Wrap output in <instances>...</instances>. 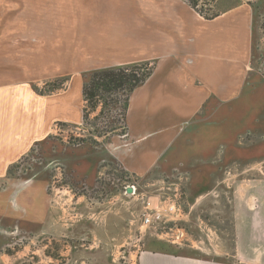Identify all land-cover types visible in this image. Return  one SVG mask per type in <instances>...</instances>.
Here are the masks:
<instances>
[{
  "label": "crops",
  "instance_id": "obj_1",
  "mask_svg": "<svg viewBox=\"0 0 264 264\" xmlns=\"http://www.w3.org/2000/svg\"><path fill=\"white\" fill-rule=\"evenodd\" d=\"M84 14L83 22L87 21L73 30L71 39L73 64L82 72L70 78L69 99L52 102L21 80L0 84V171L10 178L9 168L38 144L45 160L61 162L72 179L91 187L101 162L109 160L123 173L142 179L137 197L125 198L130 203L145 195L154 201L157 191L148 188L150 183L176 168H184L186 172L180 174L184 176L182 184L186 183L185 191L192 193L187 196L192 205L184 220L190 228L199 223V228L204 225L205 230H211L215 245L190 235L193 243L209 247L199 248L198 253L194 252V246L192 250L174 253V246L165 250L155 228L147 227L142 244L147 250L140 253L138 264H219V234L230 246L233 258L243 259L244 264H264V251L260 254L257 248L264 246V83L258 74L259 39L255 38L251 10L242 4L224 7L217 17L204 20L182 0H146L137 4L131 14L120 2L97 0L88 5ZM76 59L79 61L75 62ZM143 62L152 63L154 69L130 96L126 115L128 133L124 138L98 139L99 146L85 141L76 147L56 146L49 140L52 120L61 118L72 123L80 120L75 102L81 97L85 73ZM74 81L79 85L75 93L70 89ZM219 103L232 106L231 121L235 124L226 142L231 146V154L238 157L220 167V171L238 172L231 202L247 203L255 196L258 204L255 209L246 204L242 209L210 211L205 201L202 205L205 210L192 212L199 200L207 197V192L198 193L193 188H219ZM22 117L38 122L40 133H24L19 127ZM250 123L262 124V130L253 133V138L251 127L245 126ZM242 134L249 135L245 146H239ZM181 139H203V145L198 151L189 152L185 145L181 148ZM129 144L131 148L126 150ZM250 171H258L259 175ZM200 178L205 182L201 183ZM243 186L247 187L245 197L236 196L237 189ZM223 195L222 201H226ZM140 204L136 202L130 207L136 210L133 212L126 208L94 209L87 223H78L79 229L74 234L87 232L95 239L103 236L105 242L118 241L124 235L129 238L138 225V222L131 224L130 218L136 217L141 222L137 214L142 209ZM41 218L47 229L59 232V224L49 223L52 216L47 207ZM196 253L203 259H195ZM80 262L112 263L98 255Z\"/></svg>",
  "mask_w": 264,
  "mask_h": 264
},
{
  "label": "rangeland",
  "instance_id": "obj_2",
  "mask_svg": "<svg viewBox=\"0 0 264 264\" xmlns=\"http://www.w3.org/2000/svg\"><path fill=\"white\" fill-rule=\"evenodd\" d=\"M96 1L0 0V84H4L3 82L12 84L21 80L32 85L40 97L52 102L69 99L67 89L70 78L73 74L82 72L73 64L71 49L73 30H77L79 24L87 21L85 19L83 22V14L88 5ZM114 2L122 3L127 13L131 14L135 12L137 4L146 0H114ZM239 4L248 7L252 13L255 38L259 39L256 53L258 74L260 81L264 83V0H198L197 8L207 11L210 15L220 12L224 7ZM78 61L76 59L75 62ZM77 86L79 87L78 82L74 81L70 84V89L75 93ZM83 105L80 97L75 102V106L80 111L78 122L72 123L61 118L51 121L49 140L54 145L76 147L81 144L78 140L86 139L89 129L83 126L81 120ZM65 109L68 110L70 107ZM232 113V106L219 103V188L201 186L196 190L193 188L198 193L207 192V197L200 199L192 212L205 210L202 207L205 201H208L205 207L210 211L242 209L246 204L255 209L258 204L255 196H252L247 203L242 201L239 204L232 203L231 196L236 188L234 181L238 172L220 171L222 163L231 162L233 157H238V154H231V146L226 142L227 135L233 131L235 125L231 121ZM93 117L94 114H91L90 118ZM57 123H64L66 126L59 127ZM245 126L251 127L252 138L253 133L262 130V124L259 123L245 124ZM19 127L24 133L35 135L40 133L39 123L35 124L24 117L19 120ZM240 136L239 146H245V141H249V135ZM181 142V148L185 145V150L189 152L198 151L203 145V139ZM130 148V144L125 146L126 150ZM183 157L186 158L185 155ZM241 157L242 155H239V159ZM21 158V161L17 160V163L20 162L19 168L11 172L10 178L5 177L4 172L0 171V264H80V261L97 255L108 259L110 263L112 261L111 264H138L140 253L144 249L147 250L142 244L148 228L143 227L139 220H135L136 217L130 218L131 224L135 225L138 222V225L137 231L130 234L129 238L124 235L120 236L118 241L105 242L107 240L103 241V236H96L95 239L94 235H88L87 232L74 234L79 229L78 223H87V217L92 216L94 209L110 211L119 208L124 211L126 208L133 212L136 210L130 207L136 202L141 203L142 207L141 211H137L138 218L143 213L152 214L154 211L167 215L163 223L149 226L155 228L154 232L157 238L164 242L165 250L169 246H174L171 247L172 251L178 253L180 250H192L190 248L194 246L193 250H196L194 252L198 253L199 248L206 250V247H209L205 244L203 248L193 243L190 235L197 236L198 239H202L201 241L205 238L212 241V246L215 245V234L211 230H205L204 225H200L199 228V223L190 228L184 220L186 212L192 205L189 202L190 198L187 197L192 193L188 189L185 191L186 183L182 184L185 182L182 178L184 176L180 175L186 172L184 168H176L162 179L149 182L148 188L157 191L154 193L156 195L154 201H150V197L146 198L145 195L129 203L125 198L130 197L132 200L137 197L138 186L142 179L127 172L123 173L117 164L109 160L101 162L94 184L88 187L85 182L72 179V175L61 162L45 160L39 145H34L32 151ZM250 173L259 175L258 171H250ZM179 177L182 180H179ZM200 181L204 183L205 179L200 178ZM126 186L133 187L134 192L132 190L124 195ZM246 190L245 186L239 187L235 195L244 198ZM222 193L226 201H222ZM173 204L179 205L181 210V215L178 217L180 220L176 222H172L175 219L174 215L168 214V209ZM46 207L52 216L49 223L59 224V232H51V229H47L43 223L41 216L45 215ZM174 226L186 232V240L182 245H173L160 234ZM229 247L219 234V264H244L243 259L240 260L243 262H240L238 258H233L232 251L228 250ZM257 248L262 254L264 246ZM197 253L195 259L202 260L203 258Z\"/></svg>",
  "mask_w": 264,
  "mask_h": 264
},
{
  "label": "trees",
  "instance_id": "obj_3",
  "mask_svg": "<svg viewBox=\"0 0 264 264\" xmlns=\"http://www.w3.org/2000/svg\"><path fill=\"white\" fill-rule=\"evenodd\" d=\"M182 1L204 20H211L218 15L217 13L209 15L207 11L199 10L198 0ZM153 69L152 63L143 62L85 73L82 76L81 97L84 105L81 120L83 126L89 130L86 139H80L78 143L86 141L99 146L98 139L109 140L115 136L127 135L126 115L130 96L149 79ZM91 114H94L93 118H90ZM19 163L9 168L8 175L19 168Z\"/></svg>",
  "mask_w": 264,
  "mask_h": 264
},
{
  "label": "built area",
  "instance_id": "obj_4",
  "mask_svg": "<svg viewBox=\"0 0 264 264\" xmlns=\"http://www.w3.org/2000/svg\"><path fill=\"white\" fill-rule=\"evenodd\" d=\"M59 124H64V123H57V126H59ZM65 126L66 125L64 124V126H59V127H65ZM21 159L19 161H21ZM128 188H131V191L133 190V187L126 186L123 191L124 195H127ZM132 192H134V190ZM168 214L174 215L175 219L172 220L171 217L172 222H176L180 220V218H178L181 215L180 206L177 204H173L172 206L169 207ZM165 217H167V215L162 214L159 211H154L152 214L143 213L140 217V220L144 227H149L154 224H159L161 222L163 223V219ZM160 234L165 237L166 241L170 242L173 245H182V243L186 240L185 230L176 226L169 227L166 231H163Z\"/></svg>",
  "mask_w": 264,
  "mask_h": 264
},
{
  "label": "water",
  "instance_id": "obj_5",
  "mask_svg": "<svg viewBox=\"0 0 264 264\" xmlns=\"http://www.w3.org/2000/svg\"><path fill=\"white\" fill-rule=\"evenodd\" d=\"M130 192H131V188H128V189H127V193H130Z\"/></svg>",
  "mask_w": 264,
  "mask_h": 264
}]
</instances>
